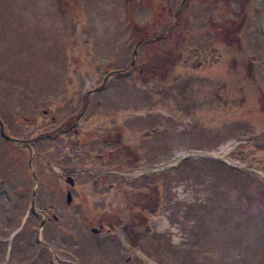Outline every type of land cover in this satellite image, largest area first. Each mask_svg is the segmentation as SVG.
<instances>
[{"label":"rangeland","instance_id":"374dc122","mask_svg":"<svg viewBox=\"0 0 264 264\" xmlns=\"http://www.w3.org/2000/svg\"><path fill=\"white\" fill-rule=\"evenodd\" d=\"M0 120V264H264V0H0Z\"/></svg>","mask_w":264,"mask_h":264},{"label":"flooded vegetation","instance_id":"af4514ba","mask_svg":"<svg viewBox=\"0 0 264 264\" xmlns=\"http://www.w3.org/2000/svg\"><path fill=\"white\" fill-rule=\"evenodd\" d=\"M79 115H78V117H79ZM67 123L68 124H66V125L64 124V126H61V127L57 128L55 134H51L50 132H48L47 134H44L45 137H51L52 138L54 135H59L60 136V135L64 134L65 132H67V130H71L70 129L71 128L70 125L72 123L70 121L67 122ZM75 124H77V123H75ZM79 130L80 129H75L74 131H72L75 137H78V135L80 133ZM0 133H1V131H0ZM8 141L14 142L15 140H8ZM77 157L79 158V157H82V156H81V154L78 153L77 154ZM108 161L109 160H106V163H108ZM121 168H122V166L118 162L115 165L114 168H112V166H110V167L107 166L105 169L99 170V171L98 170H93L92 171V169L85 168V167H82V168L76 170L75 168H68V167H62L61 166V172L63 174H65L66 177L68 176L67 174H69V172H72L74 174H77V173H87V174H89V176L93 177L94 179H96V178L103 179V182H100L99 185H102L103 183L105 185V181H107L108 179H110V177H109L110 175H114L116 177V179L119 180V181H122V179H124V175L120 171ZM146 172H148V171H146ZM94 184H97L96 183V180H94ZM120 184L123 186L122 183H120ZM115 185H116V183H114V184L110 183V189H112ZM18 197L20 199H24L23 202H28V199H25L24 197L19 196V195H18ZM32 198H35L34 191H33L32 195L30 196V199H29V202H28L29 203V206L32 205ZM35 203H36V201L33 200V204H35ZM152 203H154V201H151V200L144 201L143 199H139V200L134 199L132 201V203H131V205H132L131 206V211L132 212H135V214L133 216H136L138 218V213H141L142 215H144V221L145 222L150 221L151 216L153 214H155L156 213V210H157L156 209L157 204H154L153 205ZM30 210L31 211H34L35 208L34 209H30L29 208V210L27 212L28 213V216H29ZM108 211H109L108 212L109 214H108L107 217H105V221L108 224H110V225H108V228L107 229H111V225H113L114 223H121V222H124L127 219V212H128V210L124 212L125 214H122V215H119V216H118V213L120 212V210L117 209V208H111ZM53 217H54V219H56L55 216H53Z\"/></svg>","mask_w":264,"mask_h":264},{"label":"bare ground","instance_id":"6f19581e","mask_svg":"<svg viewBox=\"0 0 264 264\" xmlns=\"http://www.w3.org/2000/svg\"><path fill=\"white\" fill-rule=\"evenodd\" d=\"M218 155H223L222 153L220 154V153H218ZM217 155V156H218ZM218 158H219V156H218ZM70 201H71V198L69 199V200H66L65 202L67 203V204H69L70 203ZM145 201V200H144ZM138 219V218H137ZM145 222V221H144ZM160 224H162V223H160ZM100 226V228H97V227H91L90 228V230H91V232L94 234L95 232H99V231H101L104 227H103V224H100L99 225ZM93 228L95 229V231H93ZM6 241V240H5ZM8 241V240H7Z\"/></svg>","mask_w":264,"mask_h":264},{"label":"water","instance_id":"95a60500","mask_svg":"<svg viewBox=\"0 0 264 264\" xmlns=\"http://www.w3.org/2000/svg\"><path fill=\"white\" fill-rule=\"evenodd\" d=\"M70 183H71V181L70 180H68ZM67 198H68V200L70 199V194H68L67 195ZM93 231H95V229L93 228Z\"/></svg>","mask_w":264,"mask_h":264}]
</instances>
